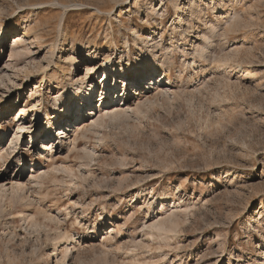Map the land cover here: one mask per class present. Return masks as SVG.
I'll list each match as a JSON object with an SVG mask.
<instances>
[{"label":"rangeland","instance_id":"1","mask_svg":"<svg viewBox=\"0 0 264 264\" xmlns=\"http://www.w3.org/2000/svg\"><path fill=\"white\" fill-rule=\"evenodd\" d=\"M0 32V148L27 127L0 164V264H264V0H0ZM25 32L32 53L11 56ZM86 51L130 74L104 99L125 89L127 104L81 97L95 129L40 156L55 105L64 122L72 89L96 78ZM164 65L171 83L136 95L152 83L133 85L136 72ZM243 69L256 76L239 80Z\"/></svg>","mask_w":264,"mask_h":264},{"label":"bare ground","instance_id":"2","mask_svg":"<svg viewBox=\"0 0 264 264\" xmlns=\"http://www.w3.org/2000/svg\"><path fill=\"white\" fill-rule=\"evenodd\" d=\"M52 4H55V3H52ZM33 5H36V3L35 4H33ZM60 5V4H59ZM29 6V5H28ZM67 6V5H66ZM65 6V7H66ZM33 8V7H32ZM122 9V8H121ZM177 10H178V12H179V14H181V13H183L184 11H183V7L180 5V6H177ZM105 12V11H104ZM120 12H122V11H120ZM191 13H192V15H193V10H191ZM121 15V13H119V16ZM189 20V19H188ZM246 20V19H245ZM190 21V20H189ZM188 22V21H187ZM188 24V23H187ZM191 23L189 22V24L188 25H190ZM235 24H236V22H235ZM181 26V25H180ZM231 27V26H230ZM230 29V28H229ZM244 29V28H243ZM239 30V29H238ZM229 31V30H228ZM234 31V30H233ZM232 31V32H233ZM0 35H2V38H1V40H2V42H1V47L6 43V37H7V33H4V32H0ZM28 36V34L25 32V33H18L17 35H15V37H14V40H15V42H14V44L13 45H15V46H13L12 47V54H11V56H13V57H19V58H23V57H25V56H27V55H29V54H31L32 53V51H31V49L32 48H30V47H28V48H24V47H22V45H21V43H23L24 42V38L25 37H27ZM202 36V35H201ZM148 39V37L147 38H144V40L143 41H146ZM129 42H127V44H128ZM210 43V42H209ZM56 46V45H55ZM129 46V45H128ZM151 47H153V46H150L149 45V48H151ZM148 48V49H149ZM57 49V48H56ZM204 48H197L196 49V51L197 52H200V56H204L206 53L204 52V50H203ZM54 50V49H53ZM130 51V48H129V50H128V52ZM79 55V54H78ZM166 55V54H165ZM84 56H86L87 58V60H91V62H90V64L89 65H95V67H94V69L91 71V72H93L95 75V79L93 80V81H90V82H87V84H86V81L84 82L83 80L82 81H80L79 82V84H78V86H76L75 88H73L72 89V98L70 99V103H69V105L68 106H66L67 107V116L65 117L66 119H65V121L64 122H61V118H62V113H64V112H66V110H64L63 108L65 107H63V105H65V102H63V105H61V106H59V107H57V105H55V113L53 114L54 115V119L56 120V122H52V124H51V129H50V132H48L47 134H50V133H55L56 134V139H54V141L52 140V142H51V140H49L48 142H44L43 143V145H42V149H41V151L40 152H38V154L40 155V156H44V155H46V156H48L50 153H52L53 154V151H54V143H56V142H59V144L60 145H62L63 146V144H64V139L67 137V136H69V133H78L80 130V132L82 133V134H84V136H85V134H87V131H93L94 129H95V123L96 122H93V123H91V125L89 126V124H86L87 122H88V119L91 117V115L90 114H88L89 112H91L92 113V111H93V109L96 107L95 105H96V103H97V100H99V101H103V103H102V106H103V110H107V109H112L113 107H114V105H116V103H118L116 106H118V107H120V105H122L121 107H123V106H125L126 104H127V98L124 100V101H122L123 99V97L124 96H126V95H128L129 93H127V90H126V92H122V90H120V92H118V98H119V100L116 102V101H114L113 102V100H112V104L110 105L109 104V102H105V100H103V99H105L106 98V96H108L109 95V93H107L108 92V90H110V89H108L109 87L107 86L108 85V83H110V81L108 82V76H110V73L111 72H109L110 70L112 71V73L114 74V73H119V72H121L122 74L124 73V71L122 70V69H119V71L118 70H113L112 68H111V66L109 65L110 64V61H108L109 59H110V57L107 55H105V58H104V60H102V62H96L95 60H94V58H95V56L94 55H92V53H91V51H86L85 53H84ZM231 57L230 56H228V58H227V60H229ZM206 59V58H205ZM78 62V58H75L74 59V63L71 65V68H73L74 70L75 69H77V66H75V63H77ZM224 62V61H223ZM149 63V62H148ZM167 63V62H166ZM174 63V62H173ZM168 64V63H167ZM170 64V63H169ZM172 64V63H171ZM175 64V63H174ZM171 66H173V65H171ZM171 66H169V67H167V65L165 66L164 65V67H165V69L166 70H164L162 73H160V74H157V75H154V77H151L150 78V76H149V72H145V73H137L136 72V76L135 77H137V78H134L133 80V85H137L138 83H139V85H137V86H140V84H141V82H142V80H148V81H152V83H150V84H154V86H149L148 88H149V91H147L146 90V88L145 89H143V90H141V91H139V88L137 89V92H136V95L137 94H139V95H147V94H150V93H153L155 90H159V89H161V86L162 85H169L170 83H171V75L173 74L172 73V69H171ZM241 66V65H240ZM162 67H163V65H162ZM175 67V66H174ZM216 67H217V64H216ZM221 68H223L225 71L223 72V74L224 75H226V76H230L229 75V72H234L235 70H237V69H240L241 67H239V65H237V64H234V65H223V67H221ZM89 69V68H88ZM171 69V70H170ZM132 71V70H131ZM157 71L158 70H156L155 71V74L157 73ZM242 72H243V74H242V76L239 78V80L241 79V80H245V79H250V78H253V77H255L256 76V74L252 71V70H249V69H243V70H241ZM133 73V72H132ZM135 73V72H134ZM98 74H100V77H97V75ZM129 76H130V74L129 75H127V73H126V77H128L129 78ZM177 76V75H176ZM231 77V76H230ZM26 78H28V77H26ZM30 78V77H29ZM47 78V77H46ZM160 78H162V82H161V86L160 85H156V84H158L159 83V79ZM69 79H71L72 81H73V79H74V75L70 72V77H69ZM7 80H8V78L5 76V75H2V74H0V87H1V85H4L5 86V84H4V82H6L7 83ZM97 80H99L98 82H97ZM112 80V79H111ZM47 81V80H46ZM43 82H44V80H43ZM125 82H127V81H125ZM88 83H90V84H88ZM102 83L104 84L103 85V89H102V91H101V93H104L103 94V96L101 97V98H99V99H97V98H95V93L97 92V90H99L98 89V87H100L99 85L101 84L102 85ZM165 85V86H166ZM125 86H127V83H125ZM39 87H41V85H39L38 83L35 85V90L37 89V88H39ZM34 89H32V91L34 92L33 93V95L34 94H38V92L37 91H34ZM153 90V91H152ZM104 91H106V94L107 95H105V92ZM143 91H144V94H143ZM19 96L20 95H22L23 96V94H22V91H21V89H19ZM111 92H113V90L111 89ZM124 93V94H123ZM127 93V94H126ZM160 93V92H159ZM32 95V96H33ZM22 96L20 97V102H22L23 101V98H22ZM81 97H82V100L84 101V103L87 105V107H89V105H90V103L92 102V101H96V103L94 104V108H90L88 111H87V113L86 114H84V112H82V114L83 115H81V117L79 116V113H78V108L76 107V105H77V103H79V101H81ZM122 99V100H121ZM44 101V99L43 98H39V100H38V103L36 104L37 106L38 105H41L42 104V102ZM75 101H76V104H75ZM122 102V103H121ZM10 103V99L9 98H6L2 103H1V106H3V108H5V110H6V108L9 106L8 104ZM114 103V104H113ZM67 105V104H66ZM115 106V107H116ZM83 108H86L85 107V105H83L82 106ZM23 112H27V110L25 111V108H23L22 109V111H18V115H17V118L16 119H14L13 121L17 124V122L19 121V120H21L22 119V117H23ZM2 113H4V109H1L0 110V114H2ZM24 113V114H25ZM4 114H2V116H1V118H0V121H1V119L2 118H5V116H3ZM35 115V118H34V121L36 120L37 122L36 123H38V124H40L41 123V118H42V112H41V110L40 109H38L37 111H36V113L34 114ZM79 116V117H78ZM87 117V118H86ZM80 119H83V121H81ZM23 124V123H22ZM22 124H18V132L15 134V140H16V142L18 143V141L20 140V138L23 136V133H22V131L23 130H25L27 127L25 126V125H22ZM48 124H50L49 122H48ZM82 125H84V126H86V125H88L87 127H86V129L84 130V129H82ZM68 126V127H67ZM70 127H72V128H74L73 130L70 128ZM8 133V129H4V135H3V138L6 136V134ZM47 136H44V137H42V139H43V141H47L48 139L46 138ZM86 137V136H85ZM77 138V137H76ZM76 138H74V139H76ZM8 139H9V136H8ZM35 139H36V134H34V133H32L31 134V136H30V147L31 148H33V147H35L36 146V143H34L35 142ZM15 141H13V140H11V146H10V148L9 149H6V150H4V147L5 146H3L2 148H0V164H1V162H3V163H7V157L8 156H13V157H16L17 155H18V153L16 154V155H14L15 153H16V151H17V143H16ZM39 144H40V142H39ZM39 144H37V145H39ZM65 145V144H64ZM48 153V154H47ZM22 161L23 160H20V161H18V163H22ZM38 177H40V176H38ZM1 197V196H0ZM165 221H166V219H165ZM168 222V221H167ZM166 222V223H167ZM163 226V228H166L165 226H164V223H161ZM160 224V225H161ZM160 227V229L162 228L161 226H159ZM168 227V226H167ZM162 228V229H163ZM175 228V227H174ZM168 229V228H167ZM166 229V230H167ZM93 229L92 228H90L89 229V231L92 233L93 231H92ZM64 233H66V232H64ZM65 235V237L67 238L68 237V233L67 234H63V236ZM71 235V234H70ZM65 237H63V238H65ZM69 238H71V237H69ZM68 238V239H69ZM59 239V238H58ZM68 250H66V252H68L69 251V249L70 248H67Z\"/></svg>","mask_w":264,"mask_h":264}]
</instances>
